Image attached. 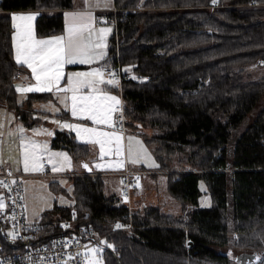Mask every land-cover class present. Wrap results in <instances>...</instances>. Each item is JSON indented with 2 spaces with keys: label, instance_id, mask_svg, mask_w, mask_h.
<instances>
[{
  "label": "trees",
  "instance_id": "obj_1",
  "mask_svg": "<svg viewBox=\"0 0 264 264\" xmlns=\"http://www.w3.org/2000/svg\"><path fill=\"white\" fill-rule=\"evenodd\" d=\"M112 3L120 12L107 13L117 32V44L115 31L110 36L108 56L123 70L125 125L152 130L144 141L161 165L155 170L166 173L167 190L185 211L168 214L132 197L134 229L108 237L112 247L103 248L104 264H264V105L230 153L227 146L264 94V71L254 73L256 67L264 70L257 64L264 61V0ZM73 6L74 0H0V98L27 126L36 122L31 101L44 95L17 102L13 82L25 68L13 59L10 12L37 11L35 34L45 37L62 33L63 11ZM51 146L76 160L89 156L87 145L70 132L56 131ZM199 180L207 186L209 207L198 206ZM70 181L73 204L54 205L42 221L75 211L78 220L104 231L126 211L118 196L105 193L100 175ZM56 183L49 186L61 190ZM48 232L60 231L46 225L36 237ZM0 241L5 252L18 249L1 232Z\"/></svg>",
  "mask_w": 264,
  "mask_h": 264
},
{
  "label": "crops",
  "instance_id": "obj_2",
  "mask_svg": "<svg viewBox=\"0 0 264 264\" xmlns=\"http://www.w3.org/2000/svg\"><path fill=\"white\" fill-rule=\"evenodd\" d=\"M115 7L112 3V0H88V5L86 6L85 0H74V6L71 9H66L63 11L64 16V26L62 33L37 37L35 34V19L38 15L37 11H11L10 12V24H11V48L13 59L16 64L21 65L25 70L19 72L14 79L13 86L16 92L17 102L23 103L27 100L30 94H42L44 98H35L31 101V110L33 111V116L36 119L35 124L31 126L25 125L19 118H17L14 111H12L5 99L0 98V166L4 163L6 166L10 167L13 171L21 172L24 174H34L36 172H25L23 170V154L25 151L24 145L35 144L37 155L42 157V161L48 160L49 155L52 153H65L67 157L70 158V164L65 162L62 156L54 157L57 167H62L61 171H52V164H49V169L56 174L69 173V176H55V177H70L75 175L90 174L86 173V167L84 165L90 166L92 169L91 174L100 175L103 179H110L115 176V172H118L124 168L137 169L129 166L127 144L125 143L127 139L126 135V125L123 128L116 127L114 125H103V124H94L90 120L81 119L79 116L74 117L71 113V102L70 100L67 104L62 101L65 100V97L71 96V93L57 92L55 89L52 92H23L18 91L17 86L21 88H27L30 85L36 83L34 78H32L31 69L27 65L19 64L16 62V48L14 41V36L17 35L16 25H21L22 22L14 21L13 15L21 14H34V19L31 22L33 34L36 39H51L57 36H66L67 28L72 24V17L68 14L70 13H82L90 12L91 13V28L88 31L84 32L83 38L88 40L91 37L92 42H99V38L102 36V51L104 53V58L101 60H96L92 64H71L64 66V73L67 75L74 72H87L91 71L93 68H101L105 64H109L108 56V44L110 36L113 32V24L108 21L107 13ZM109 29L110 31L100 33V29ZM122 70V69H121ZM123 71V70H122ZM105 81L110 80L108 76L103 75ZM115 84L102 83L98 87L101 89L100 94H107L116 96L120 103H123L121 95V83L115 80ZM60 86L66 87V79L60 82ZM86 94V93H85ZM111 103V102H105ZM112 116V114H111ZM19 120V121H18ZM58 121L59 123H55ZM64 124H79L86 127L97 128L100 131L115 133L121 136V151L119 154L116 153L115 144H105V154L101 158L100 146L99 144L93 143L90 141L89 137L85 136L83 139L77 136L76 131L67 127H63ZM23 128V132H20L19 129ZM56 131L70 132L75 141L81 144H86L89 150V156L86 161L82 159H74L70 153L64 148H53L51 146V140ZM150 134L152 130H149ZM49 133H51L49 135ZM148 134V135H150ZM47 146L46 148L44 146ZM41 161V162H42ZM99 165V167H97ZM120 176V175H116ZM50 177L49 179L55 178ZM30 178V177H27ZM43 178V177H42ZM122 179V177L120 176ZM57 181L54 179V182ZM51 181H49L50 183ZM104 182V180H103ZM123 182V179H122ZM56 184H59L58 182ZM24 186V185H23ZM113 187L109 182H104V191L106 194H115L119 198L121 193L110 192ZM137 189V187H136ZM136 191V190H135ZM71 200V199H70ZM72 200L68 205L58 204L57 206H71L73 204ZM140 202V201H139ZM53 207V206H52ZM50 210V209H49ZM40 212H35L32 214L29 210L25 213L26 219L28 222H36L41 219ZM41 214V213H40ZM53 229L54 228L52 226ZM50 233V232H48ZM52 233V232H51ZM6 234V233H5ZM7 237L11 238L10 235Z\"/></svg>",
  "mask_w": 264,
  "mask_h": 264
},
{
  "label": "snow or ice",
  "instance_id": "obj_3",
  "mask_svg": "<svg viewBox=\"0 0 264 264\" xmlns=\"http://www.w3.org/2000/svg\"><path fill=\"white\" fill-rule=\"evenodd\" d=\"M215 2V0H213ZM86 6L88 0H85ZM72 24L67 28L66 36H57L51 39H36L31 22L34 14L13 15L14 21L22 22L16 25L17 35L14 36L16 48V62L27 65L31 69L32 78L35 84L27 88L17 86L18 91L23 92H57L71 93V96L65 97L63 103L71 102V113L74 117L79 116L81 119L92 121L94 124L111 125V114L118 109L120 101L116 96L100 94L99 84H115L114 79L105 81L103 79V70L93 68L87 72H74L65 74L63 69L65 65L71 64H92L96 60L104 58L102 51L103 37L99 38V42H92L91 37L88 40L83 38L84 32L90 30L92 19L90 12L70 13ZM100 33L110 31L109 29H100ZM114 73L112 76L114 77ZM66 79V87H61L60 82ZM86 93V94H85ZM111 102V103H105ZM55 123H59L55 121ZM76 131L78 137L83 139L89 137L90 141L100 146L101 158L105 154V144H115L116 153L121 151V136L115 133L100 131L97 128L86 127L79 124H64ZM23 132V128L19 129ZM51 133H49L50 135ZM23 154V170L25 172L43 171L42 157L37 155L36 145L28 144ZM47 147L46 145L44 146ZM147 154V150H143ZM131 152V149H129ZM62 156L65 162L70 164V158L65 153H52L49 155L47 163L52 164V171H61L62 167H57L54 157ZM150 158V157H149ZM133 163L138 162L133 159ZM87 167V165H84ZM155 166V165H153ZM99 167V165H97ZM139 179V178H137ZM15 182V181H13ZM0 185L7 187L4 181H0ZM5 208L3 197L0 196V210ZM15 219L14 216L11 217ZM75 218V217H74ZM117 227L121 225L117 224ZM15 239V235H13ZM98 252V249H92ZM95 264V262H93Z\"/></svg>",
  "mask_w": 264,
  "mask_h": 264
},
{
  "label": "built area",
  "instance_id": "obj_4",
  "mask_svg": "<svg viewBox=\"0 0 264 264\" xmlns=\"http://www.w3.org/2000/svg\"><path fill=\"white\" fill-rule=\"evenodd\" d=\"M112 16L120 12L118 8L113 7L110 10ZM113 31H115V41L117 44L116 20L112 19ZM117 55V54H116ZM118 58V57H116ZM258 65L264 64V61L258 59ZM103 75L121 82V67L117 64H105L101 66ZM115 74L114 77L112 74ZM17 76V75H16ZM112 125L123 128L125 126L123 103H119L118 109L113 111ZM43 171L34 174H24L13 171L4 163L0 166V181H4L7 187L0 185V196L3 197L5 208L0 210V224L2 228L8 227L10 237H5L12 246H18V249L5 252L4 244L0 241V264H93L90 263L88 249L100 247L103 252L104 246H111L108 237L115 232H131L134 229L132 223V192L136 189V182L141 175L150 171L140 169L124 168L114 174L120 175L123 179L126 192L124 205L126 211L116 218L110 227L104 231L95 228L86 219L78 220L77 213L72 211L69 216L53 218L36 222H28L25 215V207L22 201L23 185L27 177L50 178L55 176H69L71 174H56L49 169L47 160L42 161ZM91 174V173H90ZM15 181V182H13ZM14 216L15 219L11 217ZM75 217V218H74ZM85 212L83 218H87ZM117 224L121 227H117ZM53 226L59 233H48L46 237L37 238L36 234L44 226ZM15 235V239H13ZM232 236H236L233 232ZM102 252L97 253V259L104 264Z\"/></svg>",
  "mask_w": 264,
  "mask_h": 264
},
{
  "label": "rangeland",
  "instance_id": "obj_5",
  "mask_svg": "<svg viewBox=\"0 0 264 264\" xmlns=\"http://www.w3.org/2000/svg\"><path fill=\"white\" fill-rule=\"evenodd\" d=\"M111 23V22H110ZM254 73L261 75L263 73V68L256 67ZM264 105V94L259 98L256 105L253 109L247 114L246 118L242 123L234 129L229 137L228 141V152L232 151L235 140L238 135L243 131V129L249 124L252 118L255 117L257 112ZM19 121V120H18ZM151 129L147 127L138 126L136 129L126 128L127 139L125 143L127 144L128 151V161L129 166L132 168H145L151 169L153 175L144 174L141 175L139 180L136 182V187L132 192V197L134 199H139L141 202L139 205L148 206V205H157L162 212L168 214H180L182 211H185L182 208V203L177 201L167 190V175L165 172L156 171L160 167V163L154 157L151 148L146 145L144 135L150 134ZM131 149V152H129ZM147 150V154L143 151ZM150 157V158H149ZM135 159L138 162L133 163L132 160ZM174 162L169 163V167L174 166ZM155 165V166H153ZM161 172V173H159ZM56 179L59 185L62 187L61 190L55 191L49 186V181H54ZM105 183L109 182L113 189L110 192L121 193L120 203L125 202L123 197L126 192V188L122 182L120 176H113L110 179H103ZM200 195L198 197V206L199 207H209L211 204V199L208 193L207 186L203 180H199L198 183ZM73 196V187L72 182L67 177H55L52 179L42 178V177H30L26 178L23 186L22 201L25 207V213L27 210L34 214L35 212H40L39 215L42 217V214L51 209L52 206L58 204L68 205ZM71 199V200H70ZM39 221V220H38ZM4 233L10 235V230L8 227H4ZM234 237V236H233ZM92 249H98V252L92 251ZM224 251H227L224 249ZM102 249L100 247H92L88 249V256L90 257V263L95 262V264H102L98 261L97 253H101ZM240 254L237 251H232L231 256L234 257Z\"/></svg>",
  "mask_w": 264,
  "mask_h": 264
},
{
  "label": "water",
  "instance_id": "obj_6",
  "mask_svg": "<svg viewBox=\"0 0 264 264\" xmlns=\"http://www.w3.org/2000/svg\"><path fill=\"white\" fill-rule=\"evenodd\" d=\"M85 172H86V173H91V172H92L91 167H90V166H87ZM0 232H1V234H2L4 237L7 238V236H6V234L4 233V230H3L2 226H1V224H0ZM104 247H106V246H104ZM239 255H240V254L236 255L237 257H236V256H234V257L238 259V258H240ZM241 257H242V256H241ZM251 264H252V262H251Z\"/></svg>",
  "mask_w": 264,
  "mask_h": 264
}]
</instances>
